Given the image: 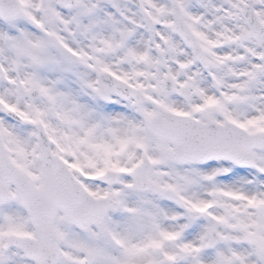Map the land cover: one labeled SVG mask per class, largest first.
Returning <instances> with one entry per match:
<instances>
[{
	"label": "snow or ice",
	"instance_id": "obj_1",
	"mask_svg": "<svg viewBox=\"0 0 264 264\" xmlns=\"http://www.w3.org/2000/svg\"><path fill=\"white\" fill-rule=\"evenodd\" d=\"M0 264H264V0H0Z\"/></svg>",
	"mask_w": 264,
	"mask_h": 264
}]
</instances>
